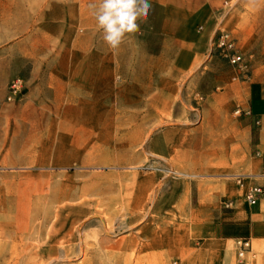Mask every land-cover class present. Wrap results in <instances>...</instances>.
<instances>
[{
  "label": "crops",
  "instance_id": "obj_1",
  "mask_svg": "<svg viewBox=\"0 0 264 264\" xmlns=\"http://www.w3.org/2000/svg\"><path fill=\"white\" fill-rule=\"evenodd\" d=\"M229 2L150 0L153 9L147 21L152 10L156 15L160 12L155 39L144 37L151 24L140 22L139 33L113 50L103 41L96 22L89 26L81 16L73 18L71 11L77 9L67 1L0 0V46L17 50L31 63L18 100L2 101L14 73L5 70L0 76V173H29L37 164L50 173L75 157L93 159L104 126L100 110L132 109L126 105L133 103L140 111L161 109L163 96L169 94L163 80L187 78L213 56L219 30L228 31L224 27L236 16L228 12ZM236 76L233 79L239 80ZM152 79L159 82L149 83ZM232 105L212 104L208 109L207 116L215 114L209 140L228 148L242 145L233 140L244 130L251 134L257 125V160L244 165L242 153L237 152L240 163L216 168L218 176L209 182L172 190L177 220L162 234L147 232L138 252L142 264H166L172 258L179 260L177 264H264V194L258 204L249 206L233 178L264 169L262 88L251 85L247 100L235 103L241 109L240 115L235 111V119L230 118ZM155 139H160L159 134ZM227 150L226 155L232 156ZM254 183L264 186V177ZM240 238L252 245L244 258H239L235 245ZM123 254H132V248L125 247Z\"/></svg>",
  "mask_w": 264,
  "mask_h": 264
},
{
  "label": "rangeland",
  "instance_id": "obj_2",
  "mask_svg": "<svg viewBox=\"0 0 264 264\" xmlns=\"http://www.w3.org/2000/svg\"><path fill=\"white\" fill-rule=\"evenodd\" d=\"M57 1L76 7L73 18L81 16L89 26L96 22L90 5L98 0ZM226 7L237 18L224 28L249 62L248 77L213 51L187 78L163 80L169 94L163 96L161 109L140 111L133 103L126 105L132 109L100 110L104 126L93 159L75 157L50 173L38 164L29 173H0V264H142L138 252L147 232L162 234L177 220L172 190L209 182L218 176L216 168L240 163L237 152L244 165L257 160V125L251 134L244 130L233 140L242 145L228 148L210 141L215 114H206L212 104L233 103L230 118L235 119V103L247 100L251 85L258 84L264 93V0H230ZM152 12L143 21L151 24L144 37L155 39L160 12ZM27 60L0 46V76L5 70L14 73L2 101H14L7 92L14 80L26 84L31 69ZM235 73L239 80L233 79ZM125 247L132 254L124 255ZM178 261L172 258L166 264Z\"/></svg>",
  "mask_w": 264,
  "mask_h": 264
},
{
  "label": "built area",
  "instance_id": "obj_3",
  "mask_svg": "<svg viewBox=\"0 0 264 264\" xmlns=\"http://www.w3.org/2000/svg\"><path fill=\"white\" fill-rule=\"evenodd\" d=\"M213 51H216L226 58L228 63L236 70H239L244 78L248 77L250 72L249 62L244 54L238 50L236 38L229 31L219 30L213 43ZM236 78H239V76L237 75ZM24 87L25 84L23 79L18 78L14 80L9 86L8 100H15L22 95ZM236 113L240 115L241 109H237ZM246 113L251 114L250 111ZM256 123L259 124V121ZM258 155H260L259 152ZM257 177H264V169L260 174L235 175L233 177L236 184L243 190L242 197L249 206L258 204L264 194V186L254 183ZM230 205L231 202H228L227 206ZM235 245L238 250L239 258H244L245 254L252 250L251 241L249 239H237Z\"/></svg>",
  "mask_w": 264,
  "mask_h": 264
},
{
  "label": "clouds",
  "instance_id": "obj_4",
  "mask_svg": "<svg viewBox=\"0 0 264 264\" xmlns=\"http://www.w3.org/2000/svg\"><path fill=\"white\" fill-rule=\"evenodd\" d=\"M90 8L103 41L115 50L140 31L138 21L147 19L152 5L150 0H98Z\"/></svg>",
  "mask_w": 264,
  "mask_h": 264
}]
</instances>
